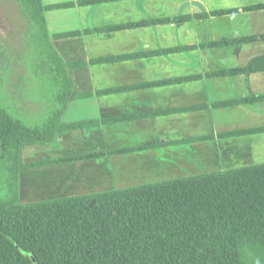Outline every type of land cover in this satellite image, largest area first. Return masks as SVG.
<instances>
[{"label": "crops", "instance_id": "1", "mask_svg": "<svg viewBox=\"0 0 264 264\" xmlns=\"http://www.w3.org/2000/svg\"><path fill=\"white\" fill-rule=\"evenodd\" d=\"M41 3L47 41L71 80L68 90L51 82L50 92L66 104L61 123L76 126L46 145H89L70 156L50 150L54 159L106 154L77 162V174L93 178L74 180V190H89L69 197L167 181L165 169L199 154L207 173L264 163V132L221 136L264 128V0ZM233 39L241 41L214 45ZM234 99L247 103L214 106ZM137 148L122 160L110 154ZM109 165L117 181L101 172Z\"/></svg>", "mask_w": 264, "mask_h": 264}, {"label": "trees", "instance_id": "2", "mask_svg": "<svg viewBox=\"0 0 264 264\" xmlns=\"http://www.w3.org/2000/svg\"><path fill=\"white\" fill-rule=\"evenodd\" d=\"M15 1L29 22L43 30L42 54L55 81H63L68 90L69 73L47 41L41 0ZM237 41L241 40L214 45ZM256 66L247 72L258 70ZM243 103L247 100L214 106ZM62 113H53L42 125L32 127L0 106V159L11 179L9 196L0 200V264H264V163L21 204L20 170L36 167L22 163V149L51 143L59 131L76 127L62 124ZM255 132H264V128L221 136ZM105 155L75 156L40 166Z\"/></svg>", "mask_w": 264, "mask_h": 264}, {"label": "rangeland", "instance_id": "3", "mask_svg": "<svg viewBox=\"0 0 264 264\" xmlns=\"http://www.w3.org/2000/svg\"><path fill=\"white\" fill-rule=\"evenodd\" d=\"M0 17L4 19L2 22V18H0V106L7 108L16 118L28 126L42 125L52 117L51 112L53 109L56 108L63 112L66 108V104L60 102V98L50 92V84L55 80L50 79L52 67L48 66V59L42 54L43 30H41V27H34L29 22L20 3L15 0H1ZM39 82L43 83L39 84ZM75 113L76 111L70 116H74ZM46 144L22 149V163L25 166L33 164L36 167H25L20 170L18 193L21 204L60 199L69 197L71 194L87 193V190H89L80 187L74 190L72 186L74 180L83 184L87 178H93L92 174L88 177L83 173L77 174L75 171L79 170L77 162L50 165L47 163L40 166L48 161L60 160L54 159L56 155L51 154V147ZM87 147H89L88 144L80 141L78 145L74 144V147L68 145L66 148H53L51 151L68 153L70 156L85 151ZM92 149L90 150L92 151ZM118 152L122 151L114 153ZM124 154L127 153H118L113 159L122 160L128 156ZM202 155L199 154V157L190 156V159L184 164L171 165L172 168L164 170V175L171 180L174 176L183 178L186 175L194 176L207 173L208 168H206V165L210 164V160ZM59 157H63V154ZM90 160L92 159L88 161ZM175 164L176 162L173 163V165ZM62 167H67L72 171L69 173ZM198 167L201 170L197 169ZM114 170L109 165V168L106 166V170L103 169L101 172H106L107 177L110 176L111 180H114L115 174H118ZM168 176L173 177L169 178ZM75 177L77 178L75 179ZM10 181L7 166L0 159V200H5L9 196L8 183ZM116 187L113 186V188ZM101 190L102 188L99 189V191ZM255 260L261 261L260 258ZM256 264H260V262Z\"/></svg>", "mask_w": 264, "mask_h": 264}, {"label": "flooded vegetation", "instance_id": "4", "mask_svg": "<svg viewBox=\"0 0 264 264\" xmlns=\"http://www.w3.org/2000/svg\"><path fill=\"white\" fill-rule=\"evenodd\" d=\"M0 7H1V0H0ZM0 18H2V22H3L4 21L3 17H0Z\"/></svg>", "mask_w": 264, "mask_h": 264}]
</instances>
